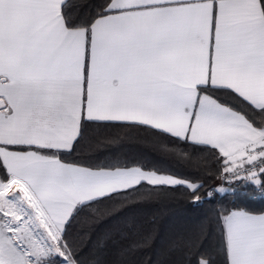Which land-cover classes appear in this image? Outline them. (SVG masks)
Wrapping results in <instances>:
<instances>
[{"label":"crops","instance_id":"1","mask_svg":"<svg viewBox=\"0 0 264 264\" xmlns=\"http://www.w3.org/2000/svg\"><path fill=\"white\" fill-rule=\"evenodd\" d=\"M64 1L0 0V164L33 212L61 228L79 203L140 181L179 182L38 151L69 149L83 118L144 124L215 147L227 165L247 162L264 127L198 87L228 88L264 107L259 0H111L88 33L65 26ZM224 227L228 264H264V212L233 210ZM16 259L0 233V264Z\"/></svg>","mask_w":264,"mask_h":264},{"label":"trees","instance_id":"2","mask_svg":"<svg viewBox=\"0 0 264 264\" xmlns=\"http://www.w3.org/2000/svg\"><path fill=\"white\" fill-rule=\"evenodd\" d=\"M110 1L65 0L60 7L65 26L88 33L109 12ZM259 2L264 16V0ZM198 91L241 113L254 127H264V107H254L233 90L206 84ZM38 151L84 168L139 167L179 180L140 181L77 204L60 233L61 249L73 264H228L225 216L233 210L264 212V199L249 197L251 184L220 178L228 165L217 148L144 124L83 118L69 149ZM0 175L7 180L1 164Z\"/></svg>","mask_w":264,"mask_h":264},{"label":"rangeland","instance_id":"3","mask_svg":"<svg viewBox=\"0 0 264 264\" xmlns=\"http://www.w3.org/2000/svg\"><path fill=\"white\" fill-rule=\"evenodd\" d=\"M263 142L264 140L252 146H259ZM262 157L260 155L261 159ZM228 166L232 167V165ZM61 229L62 227L47 224L38 213L33 212L29 207L27 196L14 183L0 179V233L14 252L17 264H73L61 249ZM50 255H57L62 258V261L59 263L41 261Z\"/></svg>","mask_w":264,"mask_h":264},{"label":"built area","instance_id":"4","mask_svg":"<svg viewBox=\"0 0 264 264\" xmlns=\"http://www.w3.org/2000/svg\"><path fill=\"white\" fill-rule=\"evenodd\" d=\"M259 154L263 156L262 159ZM247 156L248 162L245 165L227 166L221 172L220 178L225 181H242L243 183H249L250 178L259 176L261 178V183L256 186L252 185L253 188L249 192V197L253 200L264 199V178L261 176L264 174V142L259 146L249 147Z\"/></svg>","mask_w":264,"mask_h":264},{"label":"water","instance_id":"5","mask_svg":"<svg viewBox=\"0 0 264 264\" xmlns=\"http://www.w3.org/2000/svg\"><path fill=\"white\" fill-rule=\"evenodd\" d=\"M249 183L253 186L259 185L261 183V178L259 176H255L249 179Z\"/></svg>","mask_w":264,"mask_h":264}]
</instances>
